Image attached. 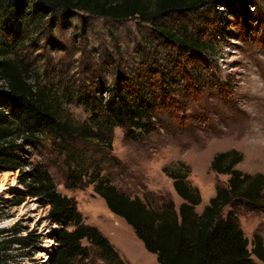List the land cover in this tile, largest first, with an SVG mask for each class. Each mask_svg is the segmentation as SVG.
Listing matches in <instances>:
<instances>
[{"label": "rangeland", "instance_id": "obj_1", "mask_svg": "<svg viewBox=\"0 0 264 264\" xmlns=\"http://www.w3.org/2000/svg\"><path fill=\"white\" fill-rule=\"evenodd\" d=\"M241 4L249 11L207 4L197 10L168 12L155 20V24L210 46L203 61H190L184 67L191 69L185 76L177 74V47L151 22L138 17L116 21L79 12L66 21L59 15L57 26L46 24L45 35L36 45L31 44L33 38L21 46L3 41L0 32L1 46L8 48V57L29 67L31 82L47 86L62 118L74 125H82L92 116L83 94L92 92L98 83L112 89L119 74L130 81H149L151 98L154 83L167 88L168 100L151 118L148 132L116 126L112 131L103 128L97 138L71 136L63 140L43 131L32 139L17 140L21 145L18 155L44 166L58 191L76 199L85 222L96 226L128 264L160 263L134 229L109 210L94 184L68 187L69 173L83 176L84 181L99 173L156 211L170 202L179 211L183 199L164 169L183 162L191 169L188 180L201 193L202 201L195 207L198 214L216 195L217 188L228 184V174L211 168L217 153L236 149L243 154L236 166L239 170L264 174V0H242ZM8 42L11 45H5ZM188 54L180 57L182 66L190 59ZM150 69L156 70L150 73ZM171 75L176 76L170 81ZM109 95L103 92L99 97L106 99ZM19 190L24 189L18 171L0 173V228L19 221L27 231L39 234L36 248L31 250L33 256L19 258L20 264H52L58 225L49 219V206L37 198L27 196L22 204L14 205L13 195ZM231 208H224L225 216ZM235 211L248 240L259 234L264 241V205L252 208L241 204ZM83 243L88 245L86 240ZM252 259L253 264H264L255 255ZM74 264L109 262L99 249L91 247L88 256L75 258Z\"/></svg>", "mask_w": 264, "mask_h": 264}, {"label": "trees", "instance_id": "obj_2", "mask_svg": "<svg viewBox=\"0 0 264 264\" xmlns=\"http://www.w3.org/2000/svg\"><path fill=\"white\" fill-rule=\"evenodd\" d=\"M241 1L0 0V32L3 41L11 40L21 46L27 39L33 38L31 44L36 45L38 39L45 35L46 24L54 28L57 26L59 15L66 21H71L79 12L116 21L138 17L151 22L170 44L177 47V74L185 76L191 69L184 67H188L190 61V64L203 61L210 46L186 33L180 34L155 24V20L168 12L197 10L207 4L230 5L236 11L244 10ZM244 11H249L246 5ZM50 42L58 48L54 40L50 39ZM2 43L0 41V173L19 172V182L24 190L14 193V205L22 204L30 196L49 206V219L58 225L55 236L57 248L52 264H74L75 258L88 256L91 247L99 249L102 258L109 264H128L96 226L85 222L76 199L58 191L44 166L18 155L21 145L17 140L20 137L32 139L35 133L43 131L63 140L71 136L97 138L103 128L112 131L116 126L148 132L153 124L151 118L156 115L158 107L168 100L167 88L154 83V99L150 95L149 81H130L119 74L112 89L105 83H98L92 92L83 94L84 103L92 111V116L90 121L74 125L62 118L57 100L47 86L40 82L32 83L29 67L9 58L8 48L1 46ZM5 45L11 44L8 42ZM116 52L120 54V48ZM185 53H189L190 59L182 66L184 60L180 57L186 56ZM142 65L139 68L144 70ZM156 69L160 71L161 68ZM156 69H150V73ZM176 75L168 77L169 80ZM187 86L192 85L187 82ZM103 92L110 93L108 98L99 97ZM242 160L243 154L236 149L214 156L212 170L228 174L229 180L227 186L217 188L216 195L210 199L202 214L195 211L202 201L200 190L188 180L191 169L183 162L164 169L174 180L175 190L183 199L179 211L172 202L165 205L162 211H156L140 198L130 197L99 173L90 175L84 181L83 176L77 178L71 172L67 186L74 188L94 184L95 192L104 199L109 210L134 229L145 248L157 256L160 264H253L252 255L264 261V241L259 234L251 242L248 240L239 224L235 207L246 203L252 208L264 205V174L239 170L236 166ZM226 206L232 208L225 216L223 211ZM27 230L19 221L10 227L0 228V264H20L19 258L33 256L31 250L36 248L39 234ZM24 232L28 233L24 235ZM84 240L88 245L83 243Z\"/></svg>", "mask_w": 264, "mask_h": 264}, {"label": "crops", "instance_id": "obj_3", "mask_svg": "<svg viewBox=\"0 0 264 264\" xmlns=\"http://www.w3.org/2000/svg\"><path fill=\"white\" fill-rule=\"evenodd\" d=\"M155 257H156V255H155Z\"/></svg>", "mask_w": 264, "mask_h": 264}, {"label": "bare ground", "instance_id": "obj_4", "mask_svg": "<svg viewBox=\"0 0 264 264\" xmlns=\"http://www.w3.org/2000/svg\"><path fill=\"white\" fill-rule=\"evenodd\" d=\"M115 217V216H114Z\"/></svg>", "mask_w": 264, "mask_h": 264}]
</instances>
